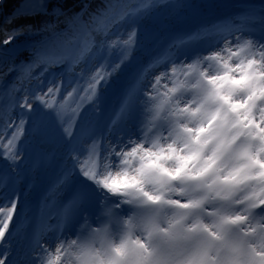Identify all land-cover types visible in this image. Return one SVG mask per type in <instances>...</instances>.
I'll return each mask as SVG.
<instances>
[{
    "label": "snow or ice",
    "instance_id": "1",
    "mask_svg": "<svg viewBox=\"0 0 264 264\" xmlns=\"http://www.w3.org/2000/svg\"><path fill=\"white\" fill-rule=\"evenodd\" d=\"M155 6L84 4L59 32L18 23L46 12L47 0H17L11 13L0 12V59L16 74L5 85L0 70V190L11 189L0 191V264H264V9L259 40L229 31L208 52L182 56L224 31L205 26L131 69L101 128L102 90L132 63L140 19ZM122 24L129 27L115 31ZM43 32L51 34L21 39ZM134 119L137 131L127 135L122 126ZM28 147L33 169L59 161L46 203L65 195L16 258V169ZM93 207L99 215L89 222Z\"/></svg>",
    "mask_w": 264,
    "mask_h": 264
},
{
    "label": "rangeland",
    "instance_id": "2",
    "mask_svg": "<svg viewBox=\"0 0 264 264\" xmlns=\"http://www.w3.org/2000/svg\"><path fill=\"white\" fill-rule=\"evenodd\" d=\"M198 1L199 0H176V4H174V5H170V3L162 5V7L166 8V10H164V12L165 11L166 12L165 13L163 12L162 16H164V19L166 20V22H168L170 24L167 27L162 26V23H160L159 18H153V16L151 14H149V13H151V11H149L147 14L143 15L140 19V27H139L140 45L134 53L132 63L129 66L125 67L123 70H127L128 73H130L131 69L141 67L140 64L144 65L145 63H147L146 61L149 59V57H147L146 54H148L151 51L157 50L158 46L161 47V45L165 41L168 40L169 36L171 34H173L174 30L187 28V26H189V24H188L189 16H190V18H192L191 14H190L191 10L199 9L201 15H203V14L207 15L208 13L211 14L210 13V7L208 4L212 0H202L199 3H198ZM231 1L233 2L234 5H236L235 6L236 8H237V6H240V2L242 3L241 0H231ZM251 1L252 0H249L245 3H242V5L246 6L250 10L249 5L254 6L255 2H258V3H261L262 1L264 2V0H253L252 2ZM235 15H237V14H235ZM237 16H235V17H237ZM153 26L160 27L161 28L160 31H162L165 34L168 33L166 35L167 40L162 41V43L160 45H159V43H155L154 39L152 38V36H154L153 35L154 31L152 30ZM128 27H129V25L122 24V25H119L115 31H121L122 32V31H125ZM167 31H169V32H167ZM158 50H157V52H158ZM112 59L115 60L116 57L113 56ZM151 60H152V58L149 60V62ZM5 63H4V65H5ZM3 66L1 68H3ZM155 71H159V69H157ZM54 72H57V70H54ZM124 72L125 71H122L117 77L113 78V80L110 82L109 85L115 86L116 84H118L120 81L119 78H121V76ZM11 74H14V72ZM48 78H50L49 75H46L44 77L45 80H47ZM122 80H124V81L126 80L125 84H130L129 82H131V76L129 75V77L126 79L122 78ZM117 88H119V87H117ZM124 88L125 87L123 86L121 88V91H123ZM105 92H106V90L103 89L102 90V103L107 101V100L115 99L116 93H111L110 91L109 92L107 91V96H105ZM116 100H117V98H116ZM17 110L20 111L19 109H17ZM103 110H104V108H102L101 106H97L95 109L96 116H97L101 126H103V124H104L102 117H101ZM136 124H137V120L134 119V120L128 122L127 124L123 125L122 126L123 132L126 133L127 135H134V133L137 131ZM127 135L125 138H127ZM111 139L115 140L116 137L113 136ZM29 150L32 151V149H29ZM24 161H26V159ZM46 170L47 171H43L42 169L36 170V169H33L32 166L29 169L30 174H33L32 175L33 178L37 180V181L36 180L35 181L37 182V185L39 186L38 190H39L40 195L43 194L44 188H46V186H47V184H45V183H51L50 186H52L56 180V175L50 174L51 170L49 168ZM16 171L21 173L20 180L15 184V189H18L17 195L20 196V203L18 205V211H20L19 216L24 215V217H25L26 209L30 205V202L28 201V199L34 200V197H33V194H31V192L28 193V195H25V193H24V191L26 190V186H25L26 183L22 182V177L25 176L24 175L25 172L21 169L20 170L16 169ZM45 175H48V176L44 177ZM50 186H48V187L50 188ZM0 191H2L4 193L10 192L7 189H3ZM0 198H2V197H0ZM35 198L37 200L39 199L36 196H35ZM15 222H17V218H15ZM24 248H25V246H23L22 249H24ZM22 249H20V251Z\"/></svg>",
    "mask_w": 264,
    "mask_h": 264
},
{
    "label": "trees",
    "instance_id": "3",
    "mask_svg": "<svg viewBox=\"0 0 264 264\" xmlns=\"http://www.w3.org/2000/svg\"><path fill=\"white\" fill-rule=\"evenodd\" d=\"M17 0H4L3 7L1 8V12L5 15L11 13L13 10ZM43 2V0H42ZM47 3L49 4V9L44 12L43 14L39 16H33L26 20H21L18 23L20 24H30L37 28H42L44 26H47L50 29L55 30L56 32H59L61 30H64L66 26L71 24V18L80 11L81 7L84 4H88L91 6L92 10L98 9L102 7L106 0H47ZM52 9H57V11L53 12ZM60 9L63 10V13L59 11ZM164 10H166L165 7H161L159 9H155L153 13V18H159L162 16ZM4 20V16H0V23ZM170 24L166 21L162 23V26L167 27ZM51 33L49 32H43L40 35L31 36V37H23L22 40H29V41H36L43 38H47ZM17 61H22L23 59H27V53H24L20 55L19 57L15 58ZM12 63V61H11ZM8 67L4 69L3 71L6 72ZM16 75V74H15ZM3 83L5 85L11 84L15 80V76L11 78H2ZM29 158L26 159L25 163L32 165V159L34 158V154L32 155L31 151H28ZM6 162L3 160H0V168H5Z\"/></svg>",
    "mask_w": 264,
    "mask_h": 264
},
{
    "label": "bare ground",
    "instance_id": "4",
    "mask_svg": "<svg viewBox=\"0 0 264 264\" xmlns=\"http://www.w3.org/2000/svg\"><path fill=\"white\" fill-rule=\"evenodd\" d=\"M198 47H199V46H198ZM200 48H201V46H200ZM209 50H210V49H206V50H205V53L208 52ZM4 60H5V59H0V66L3 64ZM169 86H171V85H169Z\"/></svg>",
    "mask_w": 264,
    "mask_h": 264
}]
</instances>
